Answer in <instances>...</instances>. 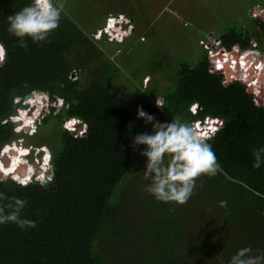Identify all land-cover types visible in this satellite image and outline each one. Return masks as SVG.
Here are the masks:
<instances>
[{
  "label": "trees",
  "instance_id": "1",
  "mask_svg": "<svg viewBox=\"0 0 264 264\" xmlns=\"http://www.w3.org/2000/svg\"><path fill=\"white\" fill-rule=\"evenodd\" d=\"M30 2L0 0V43L7 49L0 67V148L17 138L9 119L16 97L44 90L63 98L66 106L45 119L46 125L58 119L48 140L38 137L39 144L52 148V179L27 187L0 179V192L25 199L22 216L36 223L24 230L12 223L0 225V264H229L241 248L251 247L253 254L264 251V166L253 167L254 150L264 147V96L259 89L241 76L228 79L213 73L205 52L197 62L178 61L164 91L158 90V81L144 92L139 89L140 106L160 122L199 126L214 117L223 120L208 140L222 172L200 177L184 206L163 208L158 201L156 223L149 232L139 230L130 184L137 178L144 181V171L129 180L127 176L147 162L140 154L145 146H133V139L150 133L151 125L138 118L139 106H127L111 87L105 78L109 63L84 86L82 79L89 58L103 55L99 41H108L94 39L95 27L104 26L108 14L118 11L103 12L97 1L86 31L64 10L50 42L36 45L29 40L25 49L8 33L7 16ZM219 36L229 48L264 51V9L253 18L252 30L229 27ZM158 98L164 109L157 107ZM193 103L201 107L195 114ZM74 117L87 124L85 135L63 129V119ZM141 189L143 199L147 194ZM220 201H227V207H220Z\"/></svg>",
  "mask_w": 264,
  "mask_h": 264
},
{
  "label": "rangeland",
  "instance_id": "2",
  "mask_svg": "<svg viewBox=\"0 0 264 264\" xmlns=\"http://www.w3.org/2000/svg\"><path fill=\"white\" fill-rule=\"evenodd\" d=\"M97 1L99 0H76V4L73 5L70 0H64V10L80 27L87 31L85 24L88 23L87 20L92 18L90 12H92L93 4L98 5ZM99 4V9L103 12L118 11L117 16L124 15L129 21L131 18L135 29L133 34L124 42L110 41L109 38L107 39L109 42L99 41L103 55H95L85 63L82 72L83 86L86 85L87 81L96 78L103 71V67L109 63V77L105 78L108 81L111 80V87L121 93L125 99V104L130 107L142 105L143 101L138 92L139 89L144 92L145 89L152 88L153 84L155 86L156 81H158V90L164 91L174 77L175 65L178 61L197 62L203 55L199 41L206 35L205 33L212 31L215 35H220L229 27H243L252 30L253 18L264 9V0H101ZM87 14L89 15L86 19L85 15ZM110 15L106 17L107 21ZM104 27H95L94 39L97 40L96 33ZM159 65H162L161 68ZM71 75L76 78L77 72L73 71ZM35 94V96L40 94V99L32 102V105L21 108V110H27L29 116L32 115L31 117L35 120L33 124L35 129L25 130L22 134H18L20 136L18 138H21L24 143L30 141L32 145L36 146L39 144V136L44 137L46 141L48 140L49 135L54 131L52 125L56 126V122H58V119H53L50 124L46 125L42 110L46 112L45 118L51 114L56 116L60 112L62 104L56 102L57 97L52 98L38 92ZM15 101L26 103L28 100L18 98ZM192 105L197 106V111L201 109L198 103ZM50 108H54V110ZM73 119L77 120L75 117L66 120L70 122ZM13 120V116L10 117V121ZM66 120L64 121L66 122ZM64 121L62 126L64 123L65 127ZM35 149V147L32 148V150ZM21 150L25 152L24 149ZM2 151L1 148L0 159L4 157ZM9 154L16 155L15 152L11 153V151ZM4 165L6 164L2 161V166ZM145 170L146 164H141L137 170L128 174V180ZM8 178L12 177L0 175V179ZM47 178L49 179V177ZM143 180L137 178L132 180L130 185H133V198L136 201L138 212L136 218L139 223V230L146 228L149 232L152 224L157 221L160 208L158 200L148 192H146L145 198L139 197V190H143L141 187L146 188L150 183V181ZM177 205L174 202L162 203L163 208H176ZM163 219L168 222V214H165ZM161 241L164 251H167L168 246L165 239L162 238ZM150 242L152 243V238H150ZM146 263L149 264L147 261Z\"/></svg>",
  "mask_w": 264,
  "mask_h": 264
},
{
  "label": "clouds",
  "instance_id": "3",
  "mask_svg": "<svg viewBox=\"0 0 264 264\" xmlns=\"http://www.w3.org/2000/svg\"><path fill=\"white\" fill-rule=\"evenodd\" d=\"M64 9V0H31V2L24 6L21 10L7 16V22L9 25L7 31L10 35L18 39V46L21 48L27 49L29 47V40H31V42L36 45H42L43 43L50 42V37L60 27ZM109 18H112L113 20H109ZM132 21V19H130L129 21L128 18H125L124 15H110V17H108V21L106 20L107 24L104 25L105 27L103 26V29H99L95 37L97 39L106 37L107 39L109 38L110 41L123 42L125 38L131 36L134 32L135 26ZM211 33L213 32L211 31ZM215 36L221 38V36L219 35ZM199 44L202 47L203 52H205L208 57V53L206 49L201 45L200 41ZM234 46H232L231 48L226 46V48L232 50ZM236 56H238V54H236ZM6 57L7 49L2 43H0V67H3V65L5 64ZM252 71L256 73L255 69H252ZM212 72L216 74H222L225 77L230 78L224 73H218L214 71ZM256 75L258 76L259 82L255 85H251L249 82L250 78L241 75L240 73L230 79L241 76L245 78L252 87H255L261 91V85L264 87L263 64L261 71L259 73H256ZM72 77L74 78V76ZM37 92L49 95L52 98L57 97L51 96L47 91L44 90H34L30 93H27L30 94V97L26 98L25 95L23 97L24 100H29ZM18 98L21 99L20 97H16L15 99ZM57 98L58 100L56 102H58V104H62L61 107H65V100L61 97ZM27 102L28 101H26V103H22V101H14L15 105L19 104L17 108L15 107L16 111L14 115H12L14 119L12 121L13 124L15 122H18L17 125L14 124V131L16 128L15 132L17 133V138L7 144H4L1 147L3 149L2 152H4L6 147L14 144H16L18 147L21 146L27 149V153L24 155L27 165L26 171H30L29 166L31 165L34 167L32 174L30 176H21L20 174H17L16 170L19 161L8 173V176L12 177L11 179L16 181L23 187H27V184L31 182L47 183L52 179L53 175V166L52 163H50L53 152H51L46 145H41L39 147L37 145H32L30 141L24 143L21 138H18L20 137L18 136V134H22L26 130V128L31 130L35 129L33 128L34 125L31 127H26L25 125L21 124L18 119H15V117L19 116L21 108H25L28 106ZM29 105H32V102H30ZM156 105L161 109L165 108L164 103L160 98L157 99ZM50 109L53 110L54 108ZM190 110L192 114H195L197 112V106L191 105ZM42 113L45 121V110H42ZM137 114L139 119H143L145 121V124L151 125L152 128V131L150 133H138L133 139V146H145V149L140 153L142 156L147 158L146 170L142 174L144 179L150 181V183L146 186L145 191L153 195L156 200L164 203L174 202L179 205L187 204L194 194V190L197 187L196 181L200 177H215L217 174L222 172V167L218 161V157L216 156V153L208 140L211 139V136L216 134L220 125H223V120L214 117L211 118L208 122L200 124L199 126L211 125V127L214 128V131L210 135H208V133L203 132L198 125L192 122H181L180 120L160 122L156 120L155 116L146 113L143 110L142 106L138 107ZM64 120L66 119H63V121ZM77 120L78 123H81L82 125L80 129H77L75 125V128L73 129V126L71 127L69 125V120H66V122L64 121L65 127L63 123V129L66 131H72L78 136L85 135L87 131V124L78 118ZM216 121H221L222 124L220 123L216 125ZM33 132L30 133L33 134ZM33 147H35L36 149L32 150ZM43 149L46 150L45 153ZM39 150H41V153H44L43 159L40 160V162H38L37 160V152ZM16 151L17 149H12L11 153ZM47 153H50L48 162L45 161ZM5 154L8 155L9 158L5 157L6 155L2 153V156H4L2 158L3 161L10 159L11 165V158L13 157L12 154H9L8 151ZM253 156L254 168L259 169L264 166V147L255 149L253 152ZM38 164L39 170L37 171L36 169ZM0 171L2 172L1 175H6L1 166ZM48 176L50 180L47 178ZM42 186L46 185L42 184ZM26 207L27 201L25 199H21L18 197H8L5 193L0 192V225L12 223L16 224L22 230L27 228H35L36 223L34 221L28 220L22 216V212ZM220 207L226 208L227 201H220ZM229 264H264V251L257 250V254H253V249L251 247L241 248L231 257Z\"/></svg>",
  "mask_w": 264,
  "mask_h": 264
},
{
  "label": "built area",
  "instance_id": "4",
  "mask_svg": "<svg viewBox=\"0 0 264 264\" xmlns=\"http://www.w3.org/2000/svg\"><path fill=\"white\" fill-rule=\"evenodd\" d=\"M109 20H113L109 18ZM201 45L206 49L209 60L211 62V70L218 73H224L226 76L232 78L237 74L244 75L250 78L251 85L258 84V76L264 65V52L260 49H246L241 50L238 46H234L229 50L224 45L221 38L215 36L213 33H207L204 38L200 40ZM238 54V56H236ZM238 58V59H237ZM256 70V73L252 71ZM261 95L264 96V87L261 85ZM217 124H222L221 121H216ZM203 132L210 135L214 128L211 125L199 126Z\"/></svg>",
  "mask_w": 264,
  "mask_h": 264
},
{
  "label": "bare ground",
  "instance_id": "5",
  "mask_svg": "<svg viewBox=\"0 0 264 264\" xmlns=\"http://www.w3.org/2000/svg\"><path fill=\"white\" fill-rule=\"evenodd\" d=\"M111 26H112V24H111ZM36 95V94H35ZM35 95H33L32 97H31V99H29L28 100V105H29V103L30 102H34V101H36V100H39L40 99V97H39V95L38 96H35ZM35 96V98H33ZM33 117H31V116H29V114H28V111L27 110H21L20 111V114H19V116H17V117H15V119H18L19 120V122H21V124H23V125H25L26 127H31V126H33V123H34V120L32 119ZM77 123H78V120H75V119H73V120H71L70 121V123H69V125L72 127L73 126V129L76 127V125H77ZM74 125H75V127H74ZM14 150V149H17V151L15 152L16 153V155L15 154H12V158H11V165H10V159H8L9 160V162H8V164H6V165H4V166H2V164H1V160L3 161V159H0V166H1V168L4 170V173L6 174V175H8V173L12 170V168L17 164V162L19 161V164H18V166H17V174H20L21 176H26V175H31L32 174V172H33V166H29V172H27L26 171V169H27V165H26V159L24 158V155L27 153V149L26 148H23V147H21V146H17L16 144H14V146H8V147H6L5 148V150H4V155H6L5 153L8 151V152H10L11 150ZM21 149H24V151L25 152H23ZM43 151H44V153H45V151L46 150H44L43 149ZM22 152V153H21ZM49 152V151H48ZM21 153V154H20ZM17 155H20V156H17ZM49 156H50V153H47V155H46V158H45V161L46 162H48V160H49ZM6 157H8V155H6ZM9 158V157H8ZM22 160V161H21ZM26 167V169L24 170H22V168L23 167ZM21 167V168H20ZM44 167H46V166H44ZM19 172V173H18ZM23 174H22V173ZM0 173H2L1 171H0ZM17 176V175H16ZM49 177V176H48Z\"/></svg>",
  "mask_w": 264,
  "mask_h": 264
},
{
  "label": "flooded vegetation",
  "instance_id": "6",
  "mask_svg": "<svg viewBox=\"0 0 264 264\" xmlns=\"http://www.w3.org/2000/svg\"><path fill=\"white\" fill-rule=\"evenodd\" d=\"M120 13H122V12H120ZM97 14H100V12L99 13H97ZM96 15V14H95ZM109 15V14H108ZM118 14H116V16H117ZM106 17V16H105ZM131 19V18H130ZM45 116H47L46 115V113H45ZM47 118V117H46ZM41 145H46L47 147H48V149L52 152V148H51V146L48 144V143H46V144H42V143H40V144H38L37 146H41ZM42 150V149H41ZM41 150H39L38 152H37V160H38V162H40V160H42L43 159V154L44 153H41ZM40 164V163H39ZM39 164L37 165V171L39 170L38 169V167H39Z\"/></svg>",
  "mask_w": 264,
  "mask_h": 264
},
{
  "label": "water",
  "instance_id": "7",
  "mask_svg": "<svg viewBox=\"0 0 264 264\" xmlns=\"http://www.w3.org/2000/svg\"><path fill=\"white\" fill-rule=\"evenodd\" d=\"M25 97H26V98H29V97H30V94H26ZM18 105H19V104H16L15 107L17 108ZM53 110H54V109H53ZM14 124L17 125L18 122H15ZM81 127H82L81 123H78V125H76V128H77V129H80ZM26 130H28V128H26ZM18 142H19V141H18ZM4 162H5V164H8V160H4ZM0 175H1V173H0Z\"/></svg>",
  "mask_w": 264,
  "mask_h": 264
},
{
  "label": "crops",
  "instance_id": "8",
  "mask_svg": "<svg viewBox=\"0 0 264 264\" xmlns=\"http://www.w3.org/2000/svg\"><path fill=\"white\" fill-rule=\"evenodd\" d=\"M209 33H211V32H209Z\"/></svg>",
  "mask_w": 264,
  "mask_h": 264
}]
</instances>
